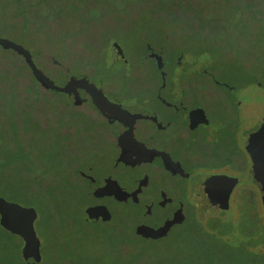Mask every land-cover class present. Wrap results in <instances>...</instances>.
I'll use <instances>...</instances> for the list:
<instances>
[{
    "label": "rangeland",
    "instance_id": "rangeland-1",
    "mask_svg": "<svg viewBox=\"0 0 264 264\" xmlns=\"http://www.w3.org/2000/svg\"><path fill=\"white\" fill-rule=\"evenodd\" d=\"M232 15L239 27L229 35L237 49L231 55L232 67L256 83L246 85L242 101L250 99L252 93L256 100L263 101L264 94L256 90L264 92V0H71L67 6L62 0H0V192L4 200L36 211L46 207L53 215L54 210L62 209L67 215L74 208L103 203L129 219L113 230L100 228L104 233L100 236L67 228L58 237L55 229L34 225L41 244L39 264L151 262L147 256L161 251L181 233L169 219L170 211H176L177 200L183 202L178 225L190 230L183 234L189 249L183 248L180 264H186L192 246L208 254L210 248L202 231L210 226L221 235L217 226L229 222L234 229L229 237L236 241L249 232L264 238L258 190L249 183L230 182L249 169V157L237 164V172L230 168L201 170L182 183L166 168L162 174L174 177L168 179L166 187L149 180L154 156H144L141 165L130 161L131 150L138 142L151 153L173 157L175 163L179 156L196 161V147L188 145L183 150L182 145L171 144L175 137L180 138L181 131L167 108H160L166 115L164 124L156 128L153 116L141 106L143 92L163 81L155 78L158 71L153 66L154 57L150 64L143 65L140 56L156 52L155 46L166 61L179 59L182 55L175 51L184 48L193 56L194 34L186 26L193 25L194 30L197 26L198 32H205L204 45L209 51L201 65L207 68L215 46L211 40L219 36L215 31L222 26V33L229 32ZM202 23L207 27L198 26ZM113 42L119 45L128 65L112 60ZM55 53L62 54L66 63L61 77L56 68L54 71L50 67ZM188 58L181 57L185 73ZM200 68L196 66L195 72L188 73L191 86L207 80L199 79ZM177 71L182 73V69ZM126 73L131 75L129 81L124 78ZM60 78H75L78 92H72V84L67 86ZM88 89L95 97H91L92 106L84 98ZM122 100L132 104L130 110L121 107ZM104 102L125 110L115 126L101 111ZM259 108L250 112L240 109L242 116L244 113L243 117H248L238 132L244 151L248 140L242 132H252L263 124L264 113ZM210 129L214 140L216 126ZM182 186L184 192L180 191ZM119 189L126 194L117 202L104 193ZM166 203L168 209L164 211ZM186 212L188 216L191 213L195 224H186ZM239 212L246 216L245 222L232 219ZM52 219L58 220L57 216ZM98 244L108 250L107 259L98 257ZM21 247L18 237L0 228V264H27L20 259ZM219 256L211 252L212 264L220 263ZM238 259L239 264H264V255L253 258L245 251Z\"/></svg>",
    "mask_w": 264,
    "mask_h": 264
},
{
    "label": "trees",
    "instance_id": "trees-1",
    "mask_svg": "<svg viewBox=\"0 0 264 264\" xmlns=\"http://www.w3.org/2000/svg\"><path fill=\"white\" fill-rule=\"evenodd\" d=\"M194 25L196 26V24ZM186 26L189 31L194 34V38L191 40V43L195 47L193 56L190 55L191 53L184 48L181 51H175L182 55L179 59L178 57H172L171 59H175L174 61H166L165 58H162L161 51L159 52L157 46L154 47L156 52L153 50L140 56V63L143 65L150 64L152 58L154 57L153 66L158 71V74L155 73V78L159 77L161 81H163L161 85L154 87V90L150 88L149 90L143 92V95L139 100L141 102V106L150 112V116H153L156 128L160 127L161 124H164V117L166 115L160 110V108H167L166 110L170 115H172L173 121L178 124L181 131L180 138L175 137L174 142H171V144H180L183 146V150L188 145L196 147L197 149V156L195 158L196 161L194 159L185 158L184 156H179V161L175 163L176 161L174 162L173 160L176 159L173 157H171L173 159L172 160L170 156H164L160 153H151L144 145H142V143L134 145L132 149L133 156L131 157V161L141 165L140 161L144 158V156H154L155 159L152 161L153 165L150 167L149 180L158 181L165 187L168 179H174L171 175L167 177L162 174V171L166 168L173 171L175 173L176 180H179L181 183V180H185L186 177L188 178L192 173L201 170L208 171L230 168L232 171L237 172V164L248 157L246 151H244L243 147L239 143L238 132L240 124H243L248 118L243 117L245 115L244 113L242 116L240 109L243 107L250 112L247 108V104L248 102H251V99H253L255 101H253V107L250 106L252 107L251 111L257 105L264 113V99L263 101L261 99L257 101L253 97L255 94L252 93L250 95V99H247L244 102L242 101V99L245 100V96L247 94V92H245L246 85L256 83L250 82V76L238 74L232 67L233 62H231V55L236 53L237 49L232 42V38L230 40L229 35L233 36V31L239 28L233 15L229 18V32L225 31L222 33L220 31V29H223L222 26H218L219 30L215 31V33L219 36L215 38V40H211L215 46L212 49V62L207 68L205 65H201V63L205 61L206 53L209 51V48L204 45L206 38H203V36H205V32L204 30H202V33L198 32L197 26L196 30L193 29V25ZM198 26L202 27V29L207 27L205 23L198 24ZM184 35L188 36L187 33H184ZM226 38L229 40L225 42ZM186 40L187 39L182 40L181 44L183 45ZM112 44L119 46L117 42H113ZM184 56L189 57L187 59V64L184 65L186 73L183 71V61L181 60V57L184 58ZM62 59L63 57L60 53H55L52 58V60L58 62L60 65L56 67L57 71L60 72V77L61 74L64 75V69L66 68V63ZM155 59H159V61L156 62ZM196 66L203 67L200 68L201 73L197 74L199 79L207 80L205 82L200 81L197 86H191L188 81L190 78L188 73L195 72ZM178 68L182 69V73H178ZM228 69H230V72H228ZM210 76L213 77L210 78ZM124 78L129 81L131 79V75L126 73ZM59 80L63 81V83L65 82V85L67 86L72 84L70 87L76 85L75 78H69V83H66V79L64 80L63 78H60ZM88 88H91V86ZM87 91L92 92L90 89ZM256 91L258 93L260 92V94H264L262 89H257ZM259 101H262V104H260ZM207 105H209L208 108ZM213 105L218 106V108H214ZM155 118H160L161 121L158 122ZM214 125L216 126V129H214L213 132L215 133V139L211 140L209 130H211V126L213 127ZM242 134H244V132H242ZM1 145L2 144L0 143V148ZM148 166H150V162L148 163ZM126 185H123V187H126ZM180 191L184 192L185 187L182 186ZM104 193L110 195L113 198L111 200L114 201L120 199L123 194H126L124 189H119L117 191L110 190L105 191ZM0 200L5 201L1 192ZM177 202L178 205L176 207V211L175 213L170 211L169 219H171L175 225L181 229V233H178L175 238L176 240L166 245L161 251L147 256L151 262L146 264H180V257L182 255L183 248L187 250L189 249V243L185 242L183 234L188 233L190 230L188 227L178 225V222L181 221V216H178V213L180 211L182 212L183 202L181 200H177ZM98 205H104L110 212L111 219L108 222L94 224L86 223L82 218L83 212L86 209L85 207L79 209L74 208L70 210V214L68 213L67 215L62 209L57 211L54 210L55 215H53L50 211H46V207L43 209L42 207H39L40 209L37 211L41 214L38 216L35 225L40 227V229L44 227L55 229V233L58 237L64 235L63 229L67 230V228H80L82 231H87L91 236L95 234L96 236H100L104 234L101 229H107V227H109L110 230H113L119 223L124 222V220H129L128 218L117 214L111 209V206L107 204L101 203ZM163 209L164 211H167V203L164 205ZM185 209L186 211L189 209L187 203L185 205ZM56 216L58 220L52 219L53 217L56 218ZM245 217L246 216H242L239 212L237 213V217L234 218L232 216V219L234 221L237 219L238 221L241 220L245 222L243 219ZM44 219H50L52 222H47ZM192 220L194 219L191 213L188 216L186 212V224ZM192 224H195L194 221H192L191 225ZM261 226L264 227L263 221H261ZM217 228H221V235L218 233L216 234V230H214L211 226L206 230V232L202 231L205 235L206 243L210 248L207 250L208 254L200 251L198 252L195 247L192 246L191 253L189 252L190 255L189 257L187 256L188 261L186 264H212L211 252L220 254L219 259L221 260L219 264H232L230 260H233L235 264H239L238 256L244 251L253 258H258L264 255V238H257V234L254 232L244 234L243 239L236 241V239L232 240L229 237V235L234 231L233 226L229 222L217 226ZM226 228L228 229L227 231ZM2 230L14 237V235L6 232L4 229ZM199 244L200 243H198V246ZM221 244H223V248L219 249ZM212 246L215 248L217 247L216 250L212 249ZM20 250L21 248H19V254ZM96 253L98 257H101V259H107L109 257L108 250L104 248V244H98Z\"/></svg>",
    "mask_w": 264,
    "mask_h": 264
},
{
    "label": "water",
    "instance_id": "water-1",
    "mask_svg": "<svg viewBox=\"0 0 264 264\" xmlns=\"http://www.w3.org/2000/svg\"><path fill=\"white\" fill-rule=\"evenodd\" d=\"M117 59L124 60V57L119 54L115 60ZM89 95L94 97V94L89 93ZM253 101L255 100L251 99V102L247 104L249 110L252 108L250 106L253 105ZM103 105L104 108L112 109L108 104ZM256 107L258 106L256 105L254 108ZM262 118L263 124L257 125L256 130L250 132L249 129L243 134V138L247 137L246 140H248L244 148L249 157L250 167L243 175L231 178L230 182L233 185L243 182L253 185L258 190L264 214V116ZM246 133L248 134L246 135ZM37 218V211L32 207H24L0 200V227L21 239L20 256L27 264H39L42 258L40 240L34 228ZM82 218L88 224L104 223L111 219V214L104 205H97L87 207Z\"/></svg>",
    "mask_w": 264,
    "mask_h": 264
},
{
    "label": "flooded vegetation",
    "instance_id": "flooded-vegetation-1",
    "mask_svg": "<svg viewBox=\"0 0 264 264\" xmlns=\"http://www.w3.org/2000/svg\"><path fill=\"white\" fill-rule=\"evenodd\" d=\"M70 2H71V0H62V4H63V6H67V5H69L70 4ZM113 50H115V51H118L117 52V54L116 53H114L115 51H113ZM110 53H111V58H113L112 60L114 61V62H122V63H124V64H129V62L127 61V59H126V57L124 56V54H123V52H122V50L120 49V47L119 46H115V45H113L112 46V48H111V50H110ZM113 53V54H112ZM119 54H122L123 55V57H124V60H115L116 59V57H118V55ZM56 66L58 67L59 66V64H58V62H56V61H54V60H52L51 61V63H50V67L54 70V68H56ZM56 71H57V68L55 69ZM54 70V71H55ZM64 80L66 79V83L68 82V79L69 78H63ZM69 83V82H68ZM64 84H65V82H64ZM71 87H73V89H70L72 92H78V87H77V85H73V86H71ZM88 92H90V91H86V93H85V99L87 100V102H86V104H89V106H92L93 104L92 103H90L91 102V96L89 95V93ZM102 92V94L104 95V97L106 98L107 97V94L105 93V92H103V91H101ZM104 104H107V102L105 103L104 102ZM120 105H121V107H127L126 108V110L128 111V110H130L131 109V103L130 102H128V101H126V100H122L121 101V103H120ZM108 106H110L112 109L110 110V109H107V108H104V105H102L101 104V111L104 113V115L107 117L106 119H107V121L109 122V123H112V124H114V126H115V123H117V118L121 115V114H123V113H125V110L124 111H122L121 109H119V108H116V107H113V106H111L110 104H108ZM121 112H123V113H121ZM93 115L95 116V117H99L98 115H99V113L97 112V113H94L93 112ZM162 125V124H161ZM116 126H119V125H116ZM139 144L141 143V142H138ZM133 156V152H132V150H131V153H130V157H132ZM132 159H130V161H131Z\"/></svg>",
    "mask_w": 264,
    "mask_h": 264
}]
</instances>
